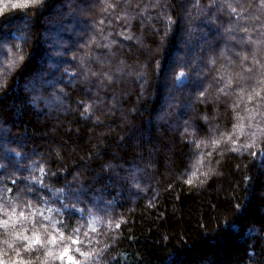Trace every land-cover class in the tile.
I'll list each match as a JSON object with an SVG mask.
<instances>
[{
	"label": "trees",
	"instance_id": "trees-1",
	"mask_svg": "<svg viewBox=\"0 0 264 264\" xmlns=\"http://www.w3.org/2000/svg\"><path fill=\"white\" fill-rule=\"evenodd\" d=\"M67 1L0 0V260L264 264V3Z\"/></svg>",
	"mask_w": 264,
	"mask_h": 264
},
{
	"label": "snow or ice",
	"instance_id": "snow-or-ice-1",
	"mask_svg": "<svg viewBox=\"0 0 264 264\" xmlns=\"http://www.w3.org/2000/svg\"><path fill=\"white\" fill-rule=\"evenodd\" d=\"M42 2V0H18V3H14L12 4L13 8H16L17 6L21 7V8H28V7H35L36 5L40 4ZM261 3H264V0H261ZM233 11H235V9H233ZM2 14V13H0ZM18 39H21L22 41H24L25 43L27 42V37L26 36H21L18 37ZM20 47L22 48L23 45H20ZM17 59H23L22 56L17 57ZM221 91H223V89H221ZM201 95H203V93H201ZM255 135V134H254ZM2 167V166H0ZM33 183L26 187V189H20L19 187H16L14 185L15 191L20 192L22 196H31V197H35L37 199L40 198V193L42 191H46L47 190V185L44 184V182L42 180H39L36 177H31ZM21 183H26V181H21ZM66 187L69 189V194L70 195H78V193H73L71 192V185H66ZM79 202V201H77ZM25 203L27 204L28 202L25 201ZM93 207H97V205L93 204ZM240 206L237 205V208H239ZM61 208H66V209H70L69 211V219H71L74 215L78 214V211L75 208L74 204H61ZM82 211H87V209H83ZM21 216L24 215L23 212L20 213ZM8 221L5 220L3 221V224L5 226H7ZM33 223H38V221H33ZM41 227H44V225H41ZM61 227L62 228H66L67 226L61 222ZM116 227H119V225H116ZM74 235L78 236L79 234V230L78 229H72ZM64 233L60 232L59 229L56 230V234L51 236V242H56L57 239L59 237H63ZM21 240V246L23 247V249L25 251H32L33 249L39 250L42 253H44L48 258L52 259V260H67L69 262V264H79V262L76 260V258L71 255V251L72 249L69 247H62L61 250L57 253L52 252L51 250H48L45 252V249L47 248V244L49 243V237L47 235V233H45L44 237L42 238L41 235L37 232H32V235L29 236L27 234L23 235V236H19L18 237ZM60 244H63L64 241L62 239H60ZM74 243L76 244H80L81 241L76 238L73 240ZM77 252H79V249H76ZM32 254L35 255V251H32ZM17 255H19V253H17ZM81 255H84L85 257H87L89 254L88 253H82ZM0 264H4L3 260H0ZM11 264H16L15 261L11 262ZM21 264H31V261H21Z\"/></svg>",
	"mask_w": 264,
	"mask_h": 264
},
{
	"label": "rangeland",
	"instance_id": "rangeland-1",
	"mask_svg": "<svg viewBox=\"0 0 264 264\" xmlns=\"http://www.w3.org/2000/svg\"><path fill=\"white\" fill-rule=\"evenodd\" d=\"M72 0H68L67 2L68 3H70ZM89 3V2H88ZM88 6L89 7H91L92 6V4L90 3V4H88ZM79 14H83V12L81 11V10H79V11H77ZM77 23H79V22H77ZM80 25L82 24V23H79ZM16 26V28L18 27L17 25H15ZM84 26V25H83ZM81 30H77V31H75V34L77 35V36H79V35H81ZM204 35H205V39H206V33H204ZM89 39L91 40V39H93L92 37H91V33L89 34ZM233 40V39H232ZM93 41V40H92ZM136 44L138 43V41L137 42H135ZM86 44H88L87 43V38H86ZM179 55H177L176 53L175 54H173V56L172 57H174V58H177ZM81 59V58H80ZM0 65H4V62H3V60H1V57H0ZM179 79H180V77H179ZM210 96V95H209ZM169 98V97H168ZM180 120V119H179ZM213 133V132H212ZM221 143V142H220ZM221 144H223V143H221ZM94 204L95 205H97V199L96 200H94Z\"/></svg>",
	"mask_w": 264,
	"mask_h": 264
}]
</instances>
